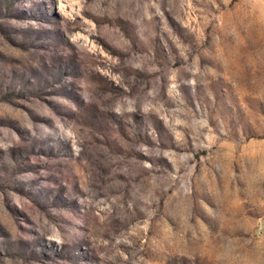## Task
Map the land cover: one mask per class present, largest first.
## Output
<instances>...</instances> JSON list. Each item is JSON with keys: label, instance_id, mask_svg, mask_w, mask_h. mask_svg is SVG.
I'll return each mask as SVG.
<instances>
[{"label": "rangeland", "instance_id": "374dc122", "mask_svg": "<svg viewBox=\"0 0 264 264\" xmlns=\"http://www.w3.org/2000/svg\"><path fill=\"white\" fill-rule=\"evenodd\" d=\"M0 264H264V0H0Z\"/></svg>", "mask_w": 264, "mask_h": 264}]
</instances>
